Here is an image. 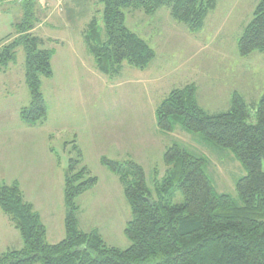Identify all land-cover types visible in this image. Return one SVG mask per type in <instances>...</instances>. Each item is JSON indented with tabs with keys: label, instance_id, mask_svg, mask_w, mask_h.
Segmentation results:
<instances>
[{
	"label": "trees",
	"instance_id": "1",
	"mask_svg": "<svg viewBox=\"0 0 264 264\" xmlns=\"http://www.w3.org/2000/svg\"><path fill=\"white\" fill-rule=\"evenodd\" d=\"M216 2L101 0L106 40L96 18L85 32L97 70L113 78L125 64L146 70L156 58L147 42L126 26V10L154 15L166 7L175 21L196 33ZM19 6L22 17L15 24V35L0 43V73L17 63L22 48L31 103L20 110V119L35 127L48 119L42 89L43 80L54 76V52L45 49V41L34 33L41 22L37 2L23 0ZM238 52L241 57L264 53V0L244 30ZM156 120L164 134L181 129L201 137L205 146L231 151L247 172L236 183L237 198L218 193L208 174V157L180 144L164 153L166 173L155 179L156 197L148 188L142 165L103 157L101 165L119 178L133 214L124 231L131 246L126 250L110 247L98 230L80 229L77 200L93 190L99 179L82 166V152L74 141L66 144L74 145L76 157L70 160L65 176V239L55 245L48 243L47 228L25 200L20 184L0 182V209L24 242L22 249L1 254L0 264H264V97L250 108L235 92L229 111L210 114L198 104L197 88L192 84L173 90L158 106ZM177 192L184 197L182 204L172 203Z\"/></svg>",
	"mask_w": 264,
	"mask_h": 264
},
{
	"label": "rangeland",
	"instance_id": "2",
	"mask_svg": "<svg viewBox=\"0 0 264 264\" xmlns=\"http://www.w3.org/2000/svg\"><path fill=\"white\" fill-rule=\"evenodd\" d=\"M63 1H68L74 10L68 23L70 30L51 32L68 44L60 48L58 58L61 65L56 62L55 76L43 80L47 121L30 127L20 119V110L31 103L25 82V53L22 48L18 50L17 67L9 77H4L8 87H0V182L22 185L27 199L41 210L46 219L48 242L60 243L66 237L65 225L62 227V217L67 211L65 176L70 160L76 157L74 145H66L74 142L69 132L74 125L68 128L67 124H110V132L94 125L90 126V135L82 138V166L99 179V185L91 193L87 192L80 201L81 205L77 204L82 231L98 230L110 247L126 250L131 243L124 231L133 214L119 178L101 165L99 153L104 152L109 159L119 162L141 164L145 168L148 188L156 197L155 179L164 178L166 172L160 156L164 142L155 134L159 131L156 110L168 93L192 84L198 87V95L200 90V95L206 97L220 95L229 89L230 92L238 90L250 108H254L264 97V53L241 57L238 43L260 0H217L215 10L196 33L175 21L171 10L166 7L154 15L143 10H126V26L156 53L152 62L153 76L164 78L160 83L159 96H155V87L146 89V86L141 88L133 84L138 78L130 75L143 71L125 64L120 78L105 77L97 70L88 49L79 47L80 32L93 18L98 20L100 32L106 40L101 0ZM22 2L0 0V43L15 35V24L22 17L19 6ZM60 15L65 18L64 12L54 14L55 17ZM40 17L41 21L46 19L42 13ZM54 47L52 45L50 49ZM57 91H61L60 96ZM224 103L222 99L219 104ZM122 124H126L128 135L123 138L125 144L119 146V151L116 141H122ZM180 130L167 137L165 144H180L204 154L210 161L208 174L218 193L237 198L236 183L247 172L234 154L205 146L201 137L183 131L179 133ZM129 142H132L131 146ZM126 147L128 150L132 148V156L126 154ZM183 202V195L177 192L172 203ZM18 236L21 249L24 242L19 232ZM13 243L18 244L16 240Z\"/></svg>",
	"mask_w": 264,
	"mask_h": 264
},
{
	"label": "crops",
	"instance_id": "3",
	"mask_svg": "<svg viewBox=\"0 0 264 264\" xmlns=\"http://www.w3.org/2000/svg\"><path fill=\"white\" fill-rule=\"evenodd\" d=\"M35 1L37 2V8H38V10L40 12V15L42 13V15L46 16V19H44L43 21H41L39 23V25L34 30V33L45 41V43H44V48L45 49L53 50V52H54V56H53V59H52V66H53V71H54V76H55V74L57 72L56 68H55L56 62L58 63L59 66L61 65L60 60L58 58L60 48H62V49L65 48V46L68 43H67V41H65L63 39H60L59 37L53 36L51 34V32H53L55 30H59V29L70 30L71 26L68 23H69V19H71V17H72V10H74V8H71V6L69 7L68 1L64 2L63 0H56V1L55 0H35ZM72 1L75 2L76 0H72ZM55 12H58V13H63L64 12L65 13V18L63 19L62 18L63 16H61V15L59 17H57V16L55 17L54 16ZM57 23H58V25H56ZM60 23L64 24V25H60ZM49 25H51L50 28H49ZM62 26H64V27L62 28ZM87 28H88V26L81 30L80 37H79V39H80V46L79 47L85 48V49H88L87 45H86V42H85V32H86ZM52 45L57 47V48H59V49H55V47L50 49V47ZM16 67H17V63L11 65L7 69V71L0 73V87L1 86L2 87H8V82L4 81V77H6V78L9 77L12 74V70L14 68H16ZM124 69L125 68L123 66L122 72L118 76V78H120L123 75ZM153 69H154V66H153V64H151L146 70H141L143 72H141V73L133 72L130 76L135 77L137 75L136 77L138 79L134 80L133 84L140 85L141 88H144V86H146V89H150V87L151 88L155 87V89L153 91H156V94H155V96H156V95H158L159 90L162 87L160 85V83H162L164 78H162L160 76H156V75L153 76ZM1 75H3V77ZM103 76H105V75H103ZM105 77H108V76H105ZM2 78H3V80H2ZM25 82H26V80H25ZM196 88H197V102H198V104L200 105V107H202L205 111H207L210 114H218V113L229 111L230 108H231L232 95L235 92L240 93L238 90H234V91L230 92V89H229L226 92H220V95H213L211 97H206V96H201L200 95V90H199V95H198V87L196 86ZM0 91H1V88H0ZM151 93H152V91H150V95H151ZM170 93H168V94H170ZM57 94L60 96L61 95V91H57ZM167 95H166V97H167ZM215 98H218V99H215ZM222 99L225 100V103L224 104H219L222 101ZM216 104H219V105H216ZM212 110H216V111H212ZM72 125H74L72 127V131L69 130V132H70L72 138L74 139V141L76 142V145L78 146V148L82 151V154H83V149L81 148L82 138L90 135V132H91V130H90L91 127L90 126L98 125L102 130L104 129V130H107V132H110L109 131L110 130L109 129V125L110 124H67V127L71 128ZM125 125L126 124H122L121 127H120V129L122 131V135H123V136L121 135L122 136V138H121L122 141H118V140L116 141V145H117L119 151L121 150V147H119V146L125 144L123 138L127 137V135H128L127 132L125 131ZM128 126H129V124H127V127ZM61 128H64V127H61ZM122 128H123V130H122ZM113 129L116 132V128L113 127ZM177 131H179V129ZM175 133L164 134V133L160 132V130L155 133L156 136L158 137V139L164 142V144H163L164 148H160V156L162 158H164V153H165L166 149L168 147H170L168 144H165L167 142V137L173 136ZM179 133H183L182 130H180ZM100 135H101V133H100ZM131 144H132V142H129L128 145L131 146ZM123 150L124 149H122V152H123ZM126 150H127L126 154L128 156H132L131 153H134L133 151H131L132 148L128 150V147H126ZM116 151L118 152L117 149H116ZM103 157L110 158V157H108V155L106 153L100 152L99 153V161H101V159ZM112 160H115V159L113 158ZM83 161H84V155L82 156V164H83ZM144 170H145V168H144ZM165 171H166V167H165ZM90 174H91V172H90ZM98 185H99V183H98ZM20 187H21V189L23 191L25 200L28 203L32 204L34 209H35V211L40 214L42 222L47 228V241H48L49 240V229H48V225L46 224V219H45L43 213L38 208L36 209V207H35V205H34V203L32 201L27 199L26 193H25L22 185H20ZM95 188L93 190L89 191L88 193H91L92 191H94ZM88 193H86L85 195H83L82 197H80L78 199L77 203L79 205H81L80 201ZM35 204H36V202H35ZM65 204H66V202H65ZM66 208H67V206H66ZM67 213H68V208H67V211L65 212L64 217H62V227L65 225V219H66ZM78 217H79V224H80V228H81V224L82 223H81V214H80V212H79V216ZM81 230H82V228H81ZM18 238H19L18 232L14 228L10 218L8 216H6L0 210V255L5 253L8 250H20L21 244H19ZM13 240H16V242H18V244L14 245ZM52 245H55V244H52Z\"/></svg>",
	"mask_w": 264,
	"mask_h": 264
}]
</instances>
